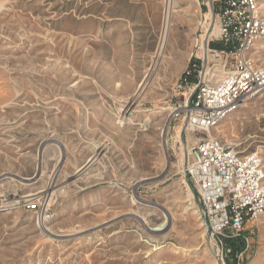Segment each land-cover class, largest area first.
I'll return each instance as SVG.
<instances>
[{
	"label": "rangeland",
	"instance_id": "obj_1",
	"mask_svg": "<svg viewBox=\"0 0 264 264\" xmlns=\"http://www.w3.org/2000/svg\"><path fill=\"white\" fill-rule=\"evenodd\" d=\"M211 21L209 0H0V264H264V214L209 234L185 173L180 108L224 72ZM211 133L264 164V88Z\"/></svg>",
	"mask_w": 264,
	"mask_h": 264
},
{
	"label": "built area",
	"instance_id": "obj_2",
	"mask_svg": "<svg viewBox=\"0 0 264 264\" xmlns=\"http://www.w3.org/2000/svg\"><path fill=\"white\" fill-rule=\"evenodd\" d=\"M211 3L218 34L209 40L216 39L223 47L210 48L208 42L204 58L208 66L217 58L224 72L210 81L209 69L198 70L190 97L180 108L187 131L199 135L187 148L185 173L195 186L211 234L235 236L246 221L264 214V164L257 152L243 153L211 131L264 88V67L251 55L264 47V10L260 0ZM189 76L187 71L183 78L187 85Z\"/></svg>",
	"mask_w": 264,
	"mask_h": 264
},
{
	"label": "bare ground",
	"instance_id": "obj_3",
	"mask_svg": "<svg viewBox=\"0 0 264 264\" xmlns=\"http://www.w3.org/2000/svg\"><path fill=\"white\" fill-rule=\"evenodd\" d=\"M172 4V3H171ZM264 5V4H263ZM168 20H169V16L167 17V21L166 22H168ZM211 23L214 25V21H211ZM170 24V23H169ZM168 23H166V25H165V27H164V29H163V36H162V40H161V50L162 49H164V45L166 44V42L168 41V38H167V35H168ZM215 29H216V33L218 34V32H217V28L214 26L213 27V31L215 32ZM171 30V29H170ZM217 34H214V36L215 35H217ZM211 36H213V35H211ZM166 38H167V41H166ZM206 52V45H204L203 46V48H202V54L203 53H205ZM206 57V56H205ZM207 59H208V57H206ZM168 125V124H167ZM165 129V128H164ZM166 130H167V128H166ZM166 143V142H165ZM58 173V172H57ZM56 176V172L53 174V178ZM52 183H53V181L50 183L51 184V186H52ZM48 186V185H47ZM49 189V188H48ZM163 209V208H162ZM165 228H161V229H157V230H159V231H163Z\"/></svg>",
	"mask_w": 264,
	"mask_h": 264
},
{
	"label": "trees",
	"instance_id": "obj_4",
	"mask_svg": "<svg viewBox=\"0 0 264 264\" xmlns=\"http://www.w3.org/2000/svg\"><path fill=\"white\" fill-rule=\"evenodd\" d=\"M219 44L214 45L213 47L221 48L222 45H221V43H219ZM226 242H228V244L230 246H232L233 251H237V250L239 251V250L243 249V246H244V240L241 238H239V241H234V239H226Z\"/></svg>",
	"mask_w": 264,
	"mask_h": 264
},
{
	"label": "water",
	"instance_id": "obj_5",
	"mask_svg": "<svg viewBox=\"0 0 264 264\" xmlns=\"http://www.w3.org/2000/svg\"><path fill=\"white\" fill-rule=\"evenodd\" d=\"M209 6H210L211 13H212V19L214 20V11H213V7H212L211 0H209ZM205 45H207V42H206ZM199 207L201 208L200 204H199ZM207 231H208V233L210 234V230L207 229Z\"/></svg>",
	"mask_w": 264,
	"mask_h": 264
},
{
	"label": "crops",
	"instance_id": "obj_6",
	"mask_svg": "<svg viewBox=\"0 0 264 264\" xmlns=\"http://www.w3.org/2000/svg\"><path fill=\"white\" fill-rule=\"evenodd\" d=\"M210 7V6H209Z\"/></svg>",
	"mask_w": 264,
	"mask_h": 264
}]
</instances>
